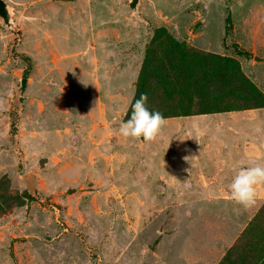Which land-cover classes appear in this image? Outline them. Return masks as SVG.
<instances>
[{
    "label": "rangeland",
    "instance_id": "obj_1",
    "mask_svg": "<svg viewBox=\"0 0 264 264\" xmlns=\"http://www.w3.org/2000/svg\"><path fill=\"white\" fill-rule=\"evenodd\" d=\"M5 2L0 264L260 260L264 186L244 208L228 185L241 165L264 164V0ZM183 56L193 82H209L183 97L191 115L166 118L151 141L120 136L148 58L169 68ZM164 89L151 74L150 109L165 106Z\"/></svg>",
    "mask_w": 264,
    "mask_h": 264
},
{
    "label": "trees",
    "instance_id": "obj_2",
    "mask_svg": "<svg viewBox=\"0 0 264 264\" xmlns=\"http://www.w3.org/2000/svg\"><path fill=\"white\" fill-rule=\"evenodd\" d=\"M230 23H231V19L227 18V33L230 27ZM161 32L167 33L165 29H162ZM176 45H178L176 40L170 39L169 49L172 48L175 49ZM169 49L167 48L165 52H167V56L172 57V54L168 53ZM180 50L181 49H178L179 52ZM239 51L240 53L245 54L247 57H251V53L244 52L243 50H239ZM183 57L184 58L178 59L177 64L171 62L169 68H166L162 65L160 66L155 65L152 62H150L148 58V60L145 62L143 68L140 71L139 88L135 100L138 99L141 96V94H147L148 80H149V76L152 74L153 76L161 79V81L164 82V87H165L164 91H162V98H163L162 102H166V104L164 107L161 106L160 108L161 110L158 111H160L165 118L191 115L190 107H187V109L181 107L180 103L183 100V97H188V99H190L189 95L190 94L192 95V93L195 91L198 92L202 91L206 95L207 93L206 85L208 86L209 82L204 84L200 83L201 85L193 82L194 80L191 79V74H190L193 71V68H190V66L187 65L189 61L188 58L186 56ZM228 61L231 60L228 59ZM28 62H30V60H28ZM180 66L183 68L182 71L179 70ZM228 67H231V62H229ZM195 70L199 73L196 75L198 76L199 79L201 77H205L208 74H209L208 78L213 77V75L207 70L199 69L196 67ZM28 76H29V70L26 69L24 71L23 77L28 79ZM176 101H178L177 104H175V106L172 109H169L168 106L176 103ZM149 106L150 105L148 104V107ZM180 110L183 113H181ZM205 113H211V112H205ZM129 115H131V109L129 110ZM246 257L244 255V257L241 260H244ZM260 257H261L260 260L254 257L253 264H258V262L261 263V261L264 260V247H262V253ZM244 262L240 261L239 263L245 264Z\"/></svg>",
    "mask_w": 264,
    "mask_h": 264
},
{
    "label": "clouds",
    "instance_id": "obj_3",
    "mask_svg": "<svg viewBox=\"0 0 264 264\" xmlns=\"http://www.w3.org/2000/svg\"><path fill=\"white\" fill-rule=\"evenodd\" d=\"M146 94L135 100L131 105V115L119 125L118 132L124 138L143 137L151 141L159 134L166 118L158 110H152L147 104ZM264 184V164L241 165L234 170L233 178L228 185L230 196L237 204L249 208L257 203L258 187Z\"/></svg>",
    "mask_w": 264,
    "mask_h": 264
},
{
    "label": "water",
    "instance_id": "obj_4",
    "mask_svg": "<svg viewBox=\"0 0 264 264\" xmlns=\"http://www.w3.org/2000/svg\"><path fill=\"white\" fill-rule=\"evenodd\" d=\"M136 5V0H133L132 2V7L135 8ZM0 17L2 18L3 22L7 25V26H12L11 23V15L9 13L8 10V6L5 2V0H0ZM254 60L257 62H264V56H254ZM26 84H27V78H22L21 80V84L19 86V88L17 89V93L21 94L23 92V90L26 88ZM25 179L27 180L28 184L31 183V177L30 175H25Z\"/></svg>",
    "mask_w": 264,
    "mask_h": 264
},
{
    "label": "crops",
    "instance_id": "obj_5",
    "mask_svg": "<svg viewBox=\"0 0 264 264\" xmlns=\"http://www.w3.org/2000/svg\"><path fill=\"white\" fill-rule=\"evenodd\" d=\"M233 114V113H232ZM218 115H223V113L222 114H218ZM231 120L233 121V122H240V121H242V117L241 116H238V115H235V116H233L232 118H231ZM223 120L222 119H220L219 120V122H222ZM229 135H232V136H235L234 134H229ZM263 148H264V146H263ZM258 150V149H257ZM258 152H259V150H258ZM260 154V153H259ZM228 155L229 156H232V155H235V154H233V152H232V150L230 149L229 151H228ZM252 155V154H251ZM255 155H258V154H255ZM236 156V155H235ZM229 158V159H228ZM230 157H225V159L223 160V162L226 164V165H229V164H231L230 163ZM236 165L238 164V163H235ZM260 186H264V184H262V185H260Z\"/></svg>",
    "mask_w": 264,
    "mask_h": 264
}]
</instances>
